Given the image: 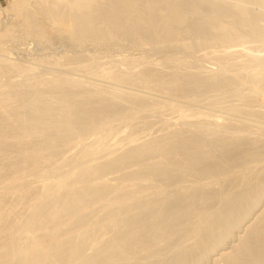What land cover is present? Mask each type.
Here are the masks:
<instances>
[{"label": "bare ground", "instance_id": "6f19581e", "mask_svg": "<svg viewBox=\"0 0 264 264\" xmlns=\"http://www.w3.org/2000/svg\"><path fill=\"white\" fill-rule=\"evenodd\" d=\"M0 264H264V0H2Z\"/></svg>", "mask_w": 264, "mask_h": 264}, {"label": "rangeland", "instance_id": "374dc122", "mask_svg": "<svg viewBox=\"0 0 264 264\" xmlns=\"http://www.w3.org/2000/svg\"><path fill=\"white\" fill-rule=\"evenodd\" d=\"M0 1L2 2V0H0ZM23 32H25V30L21 28V29H19V31L17 33L16 32L14 33L15 35H17V37L14 36L16 38V40H10V39H14V38H12V36L10 38H8L9 41L7 42V45H8L7 48L9 49V51H11V55L13 58L19 59L18 61L22 60L23 63L29 62V64H30V62H32L34 60L33 59L34 57L36 60H34L32 63H35V61H38L39 58L43 59L44 57H45L44 60H46V59L50 60L51 57H60L64 54H67L70 56L72 55V57H73V55L74 56H77L78 54L84 55L86 53L93 55V56H95V54H96V57L98 59H99V56L101 58L104 56L103 58H104V60H106V59H108V57L111 59L113 57L116 58L117 56H119V54L120 55H129L131 52L134 54V53H137V51H138V50H136L137 48L135 46L131 47L130 44H128V43L125 46H123V45L119 44L120 42H118V41H117L118 43L115 41L112 42L113 40L110 42L109 41L99 42L96 44L90 43V42L77 43V42L72 41L68 35H66L64 33L57 32V31L52 32V34H49L47 37H42V35L39 31H35L36 33L33 36L24 35ZM18 36H20V37H18ZM85 49H87V50H85ZM86 51H88L89 53ZM115 55H117V56H115ZM110 56H112V57H110ZM23 58H25V59H23ZM101 58L99 59V61L103 60V58L102 59ZM27 60H28V62H27ZM106 61H108V60H106ZM40 63L41 62L36 63V66L40 65L39 67L36 68V69H38L37 71H40V69L43 68L42 71L45 72L47 68H49V70H50V68L53 69V67H54L53 65L50 66L47 62H46L47 64L44 63L45 65H43V63H41V64ZM63 63H65V62H63ZM205 63H207V62H205ZM65 67L63 66V68H64V69H62L63 71L68 69L67 66H65ZM60 68H62V67L60 66ZM42 71H40V72H42ZM68 71L71 73V70L70 69L67 70V74L69 75ZM74 74L76 76L79 75V77L82 76L81 78L83 80H85V79L86 80H90V79L92 80L93 77H95L93 75L92 76L89 75V77H90V79H89V77H86V76H88L86 74H83V75H82V73H79V74L74 73ZM95 79L96 80L98 79L97 82H99V84H100L99 78L95 77ZM95 79H93V80H95ZM101 82H102L101 84H103L105 82V84H103V85L109 86V83L107 84L106 81L103 82V80H102ZM94 83H96V81Z\"/></svg>", "mask_w": 264, "mask_h": 264}]
</instances>
